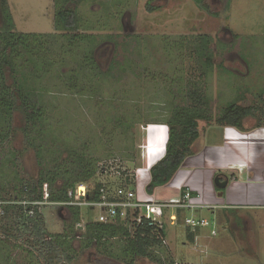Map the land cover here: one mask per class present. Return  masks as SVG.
<instances>
[{"label": "rangeland", "instance_id": "1", "mask_svg": "<svg viewBox=\"0 0 264 264\" xmlns=\"http://www.w3.org/2000/svg\"><path fill=\"white\" fill-rule=\"evenodd\" d=\"M6 1L13 32L42 35L47 54L39 60L37 74L33 73L34 62L30 63V76L23 71L44 112V138L40 140L32 133L26 139L23 116L13 115L9 138L0 142L1 203L15 201L10 197L14 192L48 175L68 158L69 152H83L87 160L96 163L90 186L103 184L112 190L129 177L133 181L129 189L143 197L144 182H140L152 167L147 163L165 152L168 128L164 121L175 107L190 104L188 96L192 92L206 96L209 121L198 122L200 137L191 149L193 154L201 153L188 181L195 184L205 205L221 194H240L237 189L236 195L231 192V183L227 189H217L214 179L222 174L232 177V172L221 170L230 158L240 157V151L232 146L242 145L247 154L264 148L262 138H255L258 128L264 127V0H81L76 5L74 0ZM74 5L81 19L80 29L75 33L57 31L56 9ZM147 6L154 11L147 12ZM73 35L88 38L72 40ZM202 36L210 37L212 66L207 71L195 54ZM89 48L95 52L93 58ZM85 55L94 65L98 62L99 69L85 64ZM114 63L115 71L106 75ZM231 102L256 108L254 117L243 120V129H256L253 133L216 123ZM4 126L7 128L6 123L2 130ZM229 128L236 136L227 132ZM223 142L227 146L223 147ZM217 146L223 148L222 152ZM141 165L144 169L137 175ZM255 166L249 173L258 175ZM140 175L144 176L139 179ZM179 179L180 169L164 186V200H170L176 192ZM42 190L49 193L47 182ZM252 208L248 212L228 209L222 214L207 209L185 210L174 227H170L169 212H165L161 223L166 239L155 252L165 264H264V209ZM40 212L47 234H69L71 216L66 209L43 206ZM97 215V210L81 208L80 227ZM186 218L209 223L200 229L196 246L181 226ZM4 232L2 226L0 264H68L60 250H53L44 259L39 247L26 240L27 235L17 239L20 230L9 231V236ZM80 242L70 241L76 252L80 251ZM116 242L120 246V241ZM103 258L93 245L72 258L70 264H95ZM135 264L154 263L137 259Z\"/></svg>", "mask_w": 264, "mask_h": 264}, {"label": "trees", "instance_id": "2", "mask_svg": "<svg viewBox=\"0 0 264 264\" xmlns=\"http://www.w3.org/2000/svg\"><path fill=\"white\" fill-rule=\"evenodd\" d=\"M74 1L76 5L81 0ZM75 5L56 9L54 28L57 31L75 33L80 29L81 19L78 16ZM146 9L149 13L154 11L149 6ZM0 17V142L9 138L11 121L15 113L23 116L24 128L22 131L25 138L28 139L32 133H35L42 140L44 138V131L42 130L44 112L41 105L36 101V99H39L37 98L38 94L28 84L27 75L30 76L32 72L31 62L35 64L33 73L37 74V65L40 64L39 60L43 58L42 56L47 54V45H43L41 41L43 39L42 35L13 32L15 26L6 0H0ZM85 38L88 37L86 35H73L71 37L72 40H83ZM88 40H91V38ZM198 42L195 54L200 61L202 60V67L207 71L212 66L211 54L210 52L208 53L210 37L202 36ZM89 43L90 45L93 44L92 41H89ZM89 50L91 52L90 58H93L95 52H92L91 48ZM85 57V64L99 69L98 62L94 65L90 62L87 55ZM19 60H22L21 65L17 64ZM114 64L110 66L107 73H105L106 75L115 71V66L117 65ZM23 71L27 75L23 74ZM37 90L39 95H42L41 91ZM188 97L190 104L175 107L171 116L164 121L163 125L168 128L165 153L162 159L150 168V181L145 189L148 195H152L156 188L167 185L173 179L185 159L193 154L191 147L200 134L198 122L209 121L206 96L192 92ZM255 110L256 108L243 107L236 102H231L224 107L216 123L220 126H229L243 132V120L248 117H254L253 112ZM5 123L7 128L4 126L5 129L2 130ZM6 129L7 131L5 132ZM67 155L68 158L64 162L55 164L53 171L49 172L48 175L40 176L35 184L22 185L19 191L15 189L14 191H18V193L14 192V196H10L11 199L17 202L42 201L43 184L47 182L50 188L49 200L51 202L69 201L68 191L74 190L77 185L81 184H85L88 187L89 201L97 200L99 196L98 190L105 185H89L96 173V163L94 164L93 160H87L83 152L79 154L77 152H69ZM69 166L71 168H68ZM59 181L60 184H58ZM132 182L129 177L125 178L123 184L119 187H128ZM183 192L184 189H182L181 195H183ZM191 197L194 198V194H191ZM25 210L24 206L18 205L0 207V211L3 213L0 216V228L2 226L5 227L4 235L6 236H9V231L20 230L21 235H18L17 239L27 235L26 240L32 241L35 246L39 247L40 255L44 259L53 250H60V256L70 264L74 260L72 258H76L80 252L90 249L94 245L97 253L104 257V260L135 264L137 259H146L154 264H165L155 252L156 248H160L163 245L166 238L165 229L162 225L160 227L150 226L149 219L142 218L138 223L134 220L137 216L134 214L133 217L129 216L124 220L116 218L113 222L106 224L90 221L84 225L83 231H79L76 226L80 224V208L68 207L66 210L71 216V226L67 227L69 234L67 235V232H65V235L51 236L45 232L41 214H39L38 210L34 209L35 215L32 218L26 216ZM156 214L160 215L162 213L157 211ZM3 221L9 225H3ZM131 229L133 231L132 234H130ZM195 233L187 229L186 236L190 240L193 239ZM73 240L81 241L79 252L72 248L70 241ZM111 241L114 242L113 246H111ZM115 241H120V246ZM103 261H96L95 264H105Z\"/></svg>", "mask_w": 264, "mask_h": 264}, {"label": "built area", "instance_id": "3", "mask_svg": "<svg viewBox=\"0 0 264 264\" xmlns=\"http://www.w3.org/2000/svg\"><path fill=\"white\" fill-rule=\"evenodd\" d=\"M132 180V179H130ZM180 192L177 198H172L168 201H158V200H140L137 194L130 190L129 187H117L116 189H110L105 186L98 190L99 196L97 200L89 201L88 197V187L85 184L77 185L74 190L68 191L69 201L66 202H51L49 200V193L43 192L42 201H19V202H0V207L4 205H18L24 206L26 208L25 214L28 218H32L35 215L34 209L36 208L41 214L40 210L43 206H53L59 209H66L68 207L86 208L88 210L98 211V215L94 221L102 224L113 222L116 218L121 220L127 217H133L136 214L134 220L140 222L142 218L150 220V226H161V220L164 218L165 212H170V210L176 212L178 210H203L207 209V206L200 204L191 197L192 191L180 183L177 187ZM184 189L183 195L181 191ZM157 211H161L162 214H156ZM145 212V214H143ZM3 213L0 212V216ZM156 219V221H155ZM168 221L171 226H175L178 218L176 213H171L168 215ZM185 228L190 232H196L201 228L209 226V223L205 219L194 220L192 218H186L183 221ZM77 230L81 231L79 228L80 224L76 226ZM214 235V231L211 232Z\"/></svg>", "mask_w": 264, "mask_h": 264}, {"label": "crops", "instance_id": "4", "mask_svg": "<svg viewBox=\"0 0 264 264\" xmlns=\"http://www.w3.org/2000/svg\"><path fill=\"white\" fill-rule=\"evenodd\" d=\"M258 129H260L257 132L259 134H257V136L255 138H257V139L262 138V142H263L262 144L264 145V127H260ZM230 130L231 131H227V132H230L232 134V136H234V135L236 136V134H234L235 131H232L234 129H230ZM255 130H250V131H251V133H253ZM250 131L246 132V130H244L243 133H248ZM225 146H227V145L223 142V147H225ZM204 148H205V146H204ZM232 148H233V150L236 149L237 151H240V157L239 158L237 157L234 159L230 158V161H228L230 163L228 165L222 167L221 170L222 171H230L233 173V175L230 178L227 177V175H225V174H222L220 176L223 177V180L224 179L228 180V184L226 186V189L228 188L229 184L231 183V187L233 188V190L231 192L236 195L235 189H237L238 191L241 190L240 194H238L237 196H230L229 194H226V195H224V197H222V194H221L220 195L221 197L214 200V202L212 204L205 205L203 203V200L201 199V195L198 192V190L196 189L197 187L194 186L195 184L190 183L188 181L189 175L193 171H195V170L191 171L192 166L196 163L197 159L200 158L201 152L199 151V152H197V154H192L191 156L186 158L185 161L183 162V164L181 165V167L179 168L180 169V179L178 180L176 185L174 184L176 187V192L170 196L171 198L170 197L169 198L170 199L177 198V195H179L177 187H178V185H180V183H182L181 181L184 180L185 182H183V185L188 187L192 191V194H194V199L196 201H199L200 204L207 206V210H211V212L217 211L218 213L220 212V214H222L224 212H228L229 211L228 209H234V211H236V212H238V211L248 212L250 209H253L252 207L258 208V209H264V165L262 166L263 159H264V148L263 149H257L256 153H252V154H247L245 151V148L242 145H235V146H232ZM217 150L219 152H222L223 148H221V150H220L219 147L217 146ZM227 151H228V147L226 149V152ZM164 153L162 155H160V158H158L157 160L153 161L152 163H147V164H149L150 166H153L156 162H158L160 159H162V157L164 156ZM242 154H244L243 157H244V159L246 158V160H244L243 157H241ZM146 158H145V160H146ZM259 159H262V162H259ZM253 165H256L255 168H256V170L259 171L258 175H255V173H253V174L249 173L250 172L249 168H252ZM140 168L141 169L138 170L137 175L140 173V171H142V169H144V168H142V165ZM248 173H249V175H247ZM143 176L140 175L139 179H140V177H143ZM251 176H252V178H251ZM136 178H137V176H136ZM149 181H150V174L147 177L145 176V180H142L140 182V184H142L144 182V185H143L144 195H143V197L139 196V194L137 192H135L137 194V197L140 200L166 201V200H164V198H162V197H164V195H162L164 193L163 190L166 188L164 186L160 187V189L156 188L157 191L155 189L152 195H148L146 193L145 189H146V186L149 183ZM157 192H159L160 195ZM158 196H160V197H158ZM184 211L185 210H178L176 212L173 211V213L177 214V218H178L177 223L178 224L180 221L178 215L181 212L184 213ZM197 211L198 210H194V212H197ZM169 214H171V213L169 212ZM165 216H166V214L164 213V217ZM167 218H168V216H167ZM167 221H168V219H167ZM183 221L184 220H181V223H182L181 226H183V228L185 230H187L183 224ZM170 227H174V226L170 225ZM199 234H200V230L196 231L193 239H190L191 241L188 239L189 242H191L192 244H195V246H196L197 241L199 239Z\"/></svg>", "mask_w": 264, "mask_h": 264}, {"label": "water", "instance_id": "5", "mask_svg": "<svg viewBox=\"0 0 264 264\" xmlns=\"http://www.w3.org/2000/svg\"><path fill=\"white\" fill-rule=\"evenodd\" d=\"M228 184V180L225 179V180H222V177L221 176H217L215 177L214 179V186L219 189V190H223L226 188Z\"/></svg>", "mask_w": 264, "mask_h": 264}, {"label": "flooded vegetation", "instance_id": "6", "mask_svg": "<svg viewBox=\"0 0 264 264\" xmlns=\"http://www.w3.org/2000/svg\"><path fill=\"white\" fill-rule=\"evenodd\" d=\"M222 180H223V177H222ZM225 180V179H224Z\"/></svg>", "mask_w": 264, "mask_h": 264}]
</instances>
